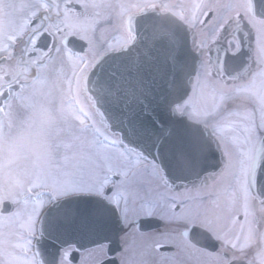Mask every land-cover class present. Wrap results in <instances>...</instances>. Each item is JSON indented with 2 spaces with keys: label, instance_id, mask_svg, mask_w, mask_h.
<instances>
[{
  "label": "snow or ice",
  "instance_id": "6c2138e0",
  "mask_svg": "<svg viewBox=\"0 0 264 264\" xmlns=\"http://www.w3.org/2000/svg\"><path fill=\"white\" fill-rule=\"evenodd\" d=\"M245 3L192 0L190 15L181 18L203 29L199 66L190 62L174 24L152 16L129 15L126 25L111 31L117 35L105 38L109 29L104 25L111 20L108 6L92 0H34L36 6L43 4L45 15L36 12L19 23L9 19L13 31L23 28L22 35L9 37L14 43L28 35L20 50L27 73L23 81L20 75L0 74V127L17 109L46 111L48 97H38L36 85L27 90V76L35 70L33 79L39 88L59 84L61 119L69 129L75 126L86 135L90 146L85 164L41 172L27 188L20 208L0 205V218L7 212L27 221L13 264H37L28 259L37 224L41 233L47 230L59 241L58 248L68 246L59 261L53 255L51 264H67L76 233L95 234L108 220L139 231L142 220L156 216L157 209L194 210L196 215H204L206 207L212 209L204 231L214 239H220L212 231L214 221L220 223L224 212L229 229L238 228L237 243L252 232L248 201H241L238 194L255 189L264 212V195H260L264 193V18L256 21L243 18L238 10L228 11ZM257 5L264 17V0H257ZM90 7L97 9L94 16L87 12ZM220 8L223 13L217 11ZM90 19L95 20L91 39L87 35L63 39L69 21ZM46 36L48 42L41 48ZM253 40L255 61L250 47L249 53L244 51ZM81 41L86 47H74ZM254 64L259 73L252 71ZM157 76L162 88L158 95L144 86L148 77ZM150 96L159 107L163 105L164 119L152 107ZM12 147L15 153H23L21 145ZM211 153L221 163L213 170L212 198L205 200L196 185L200 181L207 186L206 161ZM178 187L183 191H176ZM141 209L148 210L144 216L139 214ZM260 224L264 215L256 227ZM185 231L191 243L197 228ZM258 243H264V233ZM166 246L156 243L155 249ZM181 251L187 260L171 254V264H212L200 259L193 248Z\"/></svg>",
  "mask_w": 264,
  "mask_h": 264
},
{
  "label": "flooded vegetation",
  "instance_id": "af4514ba",
  "mask_svg": "<svg viewBox=\"0 0 264 264\" xmlns=\"http://www.w3.org/2000/svg\"><path fill=\"white\" fill-rule=\"evenodd\" d=\"M15 2L14 7L18 10H0V74L7 73L11 75H20L21 80L23 81L27 73V68L21 64L20 50L21 47L26 44L28 35L24 34L23 39L14 43L13 40L9 38L10 33L7 32V29L9 28V19H14L19 23L25 18H31L36 12H39L41 16L45 15V13L43 11V4L36 6L34 0H15ZM92 2L97 5L108 6L107 13L111 17V20L109 24L104 25L105 28L109 29V31L104 34L105 38H108L109 36L117 35L116 33H112V30L121 27L122 25H126V19L129 14L140 10L170 12L185 22L181 17H188L190 15L192 0H92ZM206 2L217 4L223 3L224 0H206ZM146 4H154L155 7H143V5ZM136 5H140L141 7H136ZM237 10L243 14V18H251L256 21L264 18L261 16L257 0H246L244 6L239 7L238 9L233 6L228 9L229 12H235ZM253 10H256L255 12H257L259 16L255 14ZM54 11L55 9L52 10V12ZM96 11L97 9L91 7L87 9V12L92 16H94ZM217 11L223 13L224 9L220 8L217 9ZM52 12H49L48 15L51 16L53 21H55L57 18L52 15ZM47 23V21H44L45 26H47ZM94 23V19L80 22L69 21L66 25L63 39L66 40L69 36L84 35H87L88 38L91 39ZM37 27H39V25H37ZM53 27H55V25H53ZM189 27L194 32L195 51L200 55L198 44L201 40V32L203 29L200 25H196L194 28L191 26ZM249 31L251 32L252 30L249 29ZM22 32L23 28H20L15 30L14 34L20 36L22 35ZM31 32L32 28H28L27 33L31 34ZM96 35L100 36V32H97ZM47 42L48 38L46 36L44 39H41L40 47L43 48ZM74 47L79 48L78 45H75ZM249 47L251 48L250 54L253 61H255V49L257 47L255 40L251 41L250 45H245L244 51L246 53H249ZM64 51L65 49L62 46L60 53L61 57L63 56ZM212 55L213 57L215 56L214 51ZM200 58L202 60L203 56L200 55ZM24 60H27L26 56L24 57ZM28 66H31L30 63ZM252 71L259 73L260 68L254 64ZM35 76V70H33L30 76H27L26 83L28 85V91L32 90L33 85L37 86V82L33 79ZM255 79L257 80V84H259V76ZM238 85L240 87H248L247 84L240 82H238ZM37 89L38 91L36 95L38 97L41 95L49 97L51 94H55L59 99L57 107L55 108L56 118L58 120V125L63 128L62 136L70 139V129L61 119L62 97L59 84H57V88H51L50 85L48 89L39 88L38 85ZM17 91H19V89H17ZM16 103L19 102L14 101V104ZM26 111V108H24L23 111L17 109L14 111L13 117L10 121L7 119L5 120L3 126L0 127V141L8 136L13 123L17 120H21ZM47 126L48 128L50 127V125ZM73 127L76 128L75 126ZM76 129L77 132L80 131L78 128ZM49 136H52L51 131ZM84 136L87 137L86 135ZM21 137L22 135H19L18 139ZM214 155L217 156V168H219L221 158L216 153ZM88 157L89 155L87 156V160ZM9 169L10 168L7 170ZM14 170L17 171L10 173L13 176V179L11 181L0 182V185L20 186L22 184L24 177V174L21 173L22 169L15 167ZM212 177L213 172L207 174V186L200 181H198L196 185L201 192L202 198L205 200L212 198L209 196V191H212L214 187ZM176 191L182 192L183 189L178 187ZM238 195L241 201L247 199L250 217L253 221L252 232L247 237H242L238 243L234 239L238 228L229 229L227 224V212L221 213L224 219L220 223L217 224L214 221L212 231L215 236L220 237V239H214L212 235H209L208 232L204 231V229L209 227L208 219L212 217V209L206 207L204 215H196L194 210L181 212L180 209H177L175 213H173L165 208L157 209L156 216L143 219L139 231H136L135 228L130 229L123 223H116L117 225L114 224L111 230L116 227V231H108V233L116 234L117 241L100 242L98 244H91L89 242L81 247L72 244L71 256L67 258V264H171V254H176L177 260H187V256L181 251L182 247L193 248L200 259L211 261L212 264H217V262L218 264H264V243H258L261 234L264 233V224H260L259 228L256 227V221L264 215V212L261 210L256 190L252 189L249 194L239 193ZM260 195H264V193H260ZM4 202H11L15 205V209L18 208V205L10 199L0 201V205ZM147 211V209H141L139 214L144 216ZM12 218H14L12 214L4 215V217L0 218V238L6 237L7 234L11 233L10 223L12 222ZM192 226H196L197 231L193 233L190 243L188 233L185 229ZM15 231L16 229H14L13 234L11 233L10 235L14 236L16 234ZM22 233H18L15 242L20 240L19 236ZM38 238V233L36 232L35 236L32 238L34 244L37 242ZM20 243H22V241H20ZM156 243H162L167 246L156 251ZM232 243H236L235 248L231 246ZM34 244L31 247V251L28 252V259L30 262L34 260L37 264H43L42 262L44 261V258L36 255L33 248ZM63 250L64 249L58 254V261L63 255ZM161 253L166 255L162 257ZM47 259L50 260L51 258ZM193 259H195V257Z\"/></svg>",
  "mask_w": 264,
  "mask_h": 264
},
{
  "label": "rangeland",
  "instance_id": "374dc122",
  "mask_svg": "<svg viewBox=\"0 0 264 264\" xmlns=\"http://www.w3.org/2000/svg\"><path fill=\"white\" fill-rule=\"evenodd\" d=\"M15 3V0H0V10H18L14 7ZM7 32L10 36H18L10 27ZM51 88H57V84L51 85ZM48 99L49 103L44 112L26 108L23 118L13 123L10 133L2 140L7 139L10 145L19 144L23 148L22 154L12 151L6 158H0V182L11 181L13 176L10 173L17 171L14 170L15 167L22 169L21 173L24 174L20 186L0 185V201L10 199L18 208L22 206L29 180L33 182L41 172L54 173L61 167L72 170L85 164L90 153L88 138L80 131L77 132L76 128H70V139L62 136L63 128L58 125L55 112L59 99L55 94H51ZM21 127L27 131L17 134ZM50 131L52 136H49ZM19 135H22L20 139ZM8 168L10 169L7 170ZM11 220V233L16 229V234L13 236L10 233L0 238V264H13L18 259L17 249L22 246L20 240L15 242V239L18 233L23 232L27 221L15 216Z\"/></svg>",
  "mask_w": 264,
  "mask_h": 264
},
{
  "label": "water",
  "instance_id": "95a60500",
  "mask_svg": "<svg viewBox=\"0 0 264 264\" xmlns=\"http://www.w3.org/2000/svg\"><path fill=\"white\" fill-rule=\"evenodd\" d=\"M140 15L152 16V17L157 18L159 20H163L167 23L174 24L176 34H177V39L181 42L183 50L189 56L190 62L199 66L200 56L194 50V39H193L192 33H191L190 29L183 22H181L179 19H177L174 15H172L170 13L160 14L158 12H153L151 10L142 11L141 13L134 14L132 16L135 19L136 17H138ZM193 83H194V81H193ZM144 86L151 89L154 93H157V95L160 93V91H162L161 81H160L158 76L155 79H153L152 77H148L144 81ZM158 98H159V96L157 97V99ZM149 100L152 101V107L155 109L156 113L159 114L161 119H164L165 113L161 109V108H163V105H161V107H159L157 105V103L155 102V100L151 96L149 97ZM145 103H148V101H145ZM213 154L214 153H211L208 156V159L206 161V167L208 169V173H211L217 167V156H215ZM114 222L115 221H113V220L105 221L102 225H100L97 233L102 232L106 228L108 229L110 225L114 226ZM97 233H96V235L92 236L93 239H91V240L100 241V239H102L105 236V235H102L103 233L101 235L97 234ZM41 235H42L43 240H42V244L40 243V245H39L40 246L39 252H42L43 257L52 258L53 255H56V257H57L58 253L61 249L68 247L67 245H65L62 248H58L57 246L59 245V241L56 240L54 238V236L51 235L49 233V231H47V230L44 231L43 233H41ZM106 236L109 237L108 234H106ZM73 240H74L73 244L80 245L81 242H84L86 240V237L82 233H76L73 237ZM45 262L49 263L48 261H45Z\"/></svg>",
  "mask_w": 264,
  "mask_h": 264
},
{
  "label": "clouds",
  "instance_id": "9594fccd",
  "mask_svg": "<svg viewBox=\"0 0 264 264\" xmlns=\"http://www.w3.org/2000/svg\"><path fill=\"white\" fill-rule=\"evenodd\" d=\"M27 130L23 127H21L20 129H18V133H21V132H26ZM13 151V147L12 145L9 144V142L7 140H4V141H0V158H6L8 156V154L10 152ZM21 167H23V164L21 165ZM32 181L29 180L28 181V185H26V189L27 187H29L31 185Z\"/></svg>",
  "mask_w": 264,
  "mask_h": 264
}]
</instances>
